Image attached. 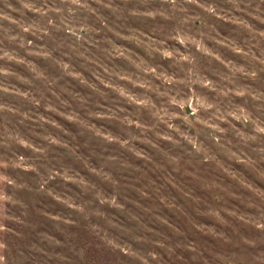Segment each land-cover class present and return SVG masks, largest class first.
I'll list each match as a JSON object with an SVG mask.
<instances>
[{
    "label": "clouds",
    "instance_id": "1",
    "mask_svg": "<svg viewBox=\"0 0 264 264\" xmlns=\"http://www.w3.org/2000/svg\"><path fill=\"white\" fill-rule=\"evenodd\" d=\"M0 264H264V0H0Z\"/></svg>",
    "mask_w": 264,
    "mask_h": 264
},
{
    "label": "rangeland",
    "instance_id": "2",
    "mask_svg": "<svg viewBox=\"0 0 264 264\" xmlns=\"http://www.w3.org/2000/svg\"><path fill=\"white\" fill-rule=\"evenodd\" d=\"M189 175H191V173H189ZM189 181H184V183H188ZM169 183H171V181H169ZM131 203L133 204V205H136L137 204V202H136V200L135 199H133L132 201H131ZM145 211H147V209H145ZM209 211L211 212L212 211V209L211 208H209ZM132 213L130 212V215H131ZM209 230H211V225H209Z\"/></svg>",
    "mask_w": 264,
    "mask_h": 264
}]
</instances>
